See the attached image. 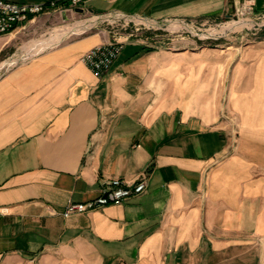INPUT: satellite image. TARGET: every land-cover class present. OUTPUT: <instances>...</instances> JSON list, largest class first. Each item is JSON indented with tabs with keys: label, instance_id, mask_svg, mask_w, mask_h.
<instances>
[{
	"label": "crops",
	"instance_id": "1",
	"mask_svg": "<svg viewBox=\"0 0 264 264\" xmlns=\"http://www.w3.org/2000/svg\"><path fill=\"white\" fill-rule=\"evenodd\" d=\"M12 1L56 6L0 35V264H264V58L234 63L223 107L203 52L143 31L241 3ZM81 16L144 26L83 34ZM112 40L122 48L98 77L81 56ZM114 177L145 189L62 214Z\"/></svg>",
	"mask_w": 264,
	"mask_h": 264
},
{
	"label": "rangeland",
	"instance_id": "2",
	"mask_svg": "<svg viewBox=\"0 0 264 264\" xmlns=\"http://www.w3.org/2000/svg\"><path fill=\"white\" fill-rule=\"evenodd\" d=\"M251 3V6L248 2L241 3V13L235 16L209 20L203 24L193 25L175 21L168 22L163 26H156L155 23L150 25L148 21H144L143 31H156L162 38H167L168 41L173 40L176 47L188 44L184 48H188L189 52H203L201 62L207 74V92L214 90L219 79L222 85L219 100L224 107L234 63L251 64L258 57L264 58V10L258 11L255 7V0ZM85 18L92 21H90L91 24L87 28L79 31L83 34L98 31L105 26L117 35L129 32L130 29L135 30V27H139V29L143 27L137 24L139 20L135 18H132L136 22L133 23L132 21L122 20L117 16L104 17V21L98 24L96 22L98 17L89 16L72 18L70 21L81 22ZM57 29L55 28L50 33L51 38L59 35ZM164 45L171 46L172 44ZM176 50L186 49L178 48ZM240 57H243V60H239Z\"/></svg>",
	"mask_w": 264,
	"mask_h": 264
},
{
	"label": "built area",
	"instance_id": "3",
	"mask_svg": "<svg viewBox=\"0 0 264 264\" xmlns=\"http://www.w3.org/2000/svg\"><path fill=\"white\" fill-rule=\"evenodd\" d=\"M67 5H77L83 0H63ZM233 3L248 2L251 6L253 0H229ZM54 2H15L12 0H0V35L12 31L18 23L28 20L35 15L47 12L55 8ZM241 13V11H240ZM139 27H135V30ZM122 42L112 40L95 45L87 49L81 59L88 65L94 75L101 77L111 67L112 63L120 53ZM145 182L137 180L134 182L125 181L114 177L107 182L100 193L89 200L83 202H67L62 214L68 216L75 212L98 208L109 203H119L133 194L144 191Z\"/></svg>",
	"mask_w": 264,
	"mask_h": 264
},
{
	"label": "bare ground",
	"instance_id": "4",
	"mask_svg": "<svg viewBox=\"0 0 264 264\" xmlns=\"http://www.w3.org/2000/svg\"><path fill=\"white\" fill-rule=\"evenodd\" d=\"M84 23L87 24V23H89V21H88V20H84V21L81 20V22H79V21L76 22V23L74 22V25H73V27H71V28H78V29H79V28H80V25H81V24H84ZM240 23H241V22H240ZM72 24H73V23H72ZM90 24H91V23H90ZM244 25H245V24H244ZM68 26H69V25H68ZM240 26H241V25H240ZM242 26H243V25H242ZM81 28H82V27H81ZM64 30H65V29H64ZM69 30H70V29H69ZM62 31H63V30H62ZM55 36H56V35H55ZM53 37H54V36H53Z\"/></svg>",
	"mask_w": 264,
	"mask_h": 264
}]
</instances>
